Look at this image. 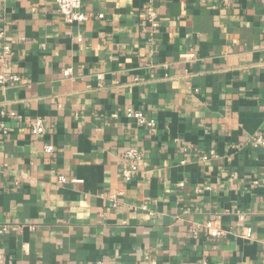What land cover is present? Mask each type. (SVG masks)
I'll return each instance as SVG.
<instances>
[{
  "label": "crops",
  "instance_id": "obj_1",
  "mask_svg": "<svg viewBox=\"0 0 264 264\" xmlns=\"http://www.w3.org/2000/svg\"><path fill=\"white\" fill-rule=\"evenodd\" d=\"M153 3L0 0L4 264H264V0Z\"/></svg>",
  "mask_w": 264,
  "mask_h": 264
},
{
  "label": "built area",
  "instance_id": "obj_2",
  "mask_svg": "<svg viewBox=\"0 0 264 264\" xmlns=\"http://www.w3.org/2000/svg\"><path fill=\"white\" fill-rule=\"evenodd\" d=\"M56 6L59 10V12L62 14L64 19L69 22V23H83L86 20H88L89 16L85 12L82 11V0H55ZM153 0H151V5L148 7L147 11V16L149 21L152 23L154 27L159 26V20L157 18V14L155 11V7L153 5ZM100 17H103L102 14L99 15ZM2 34V32H0ZM11 52V47L7 44H4L2 47V55L6 56ZM72 69L67 68L65 70V75H70ZM99 78H102V75L99 76ZM20 80V77L16 74H11V75H5L4 73L0 72V84L5 85L8 83H18ZM117 114H113V116H116ZM125 116L131 120L136 121L138 124L145 125L148 128H154L156 126V121L153 118H147L146 115L144 114L143 111L136 109L132 106H129L126 108L125 111ZM4 131H6V128L4 124H2ZM45 131V122L44 119L41 117L36 118L33 126H32V133L34 135H41ZM257 146L259 145H264V138L263 136H259L256 139V144ZM54 146L52 145H46L45 146V151L52 153L54 152ZM214 151H211V154H213ZM124 156L127 162V165L124 167L122 171V175L125 178V180L130 181L136 171L139 169V163L141 160V153L136 147H131L127 149L124 152ZM208 156H204V158H207ZM260 180L255 179L253 183L255 185L259 184ZM182 185V183H181ZM206 227L209 230V233L213 237L221 236L224 232L213 225V222H208L206 224ZM7 229V226H3V231ZM253 231L252 228H247L245 238L250 239L252 238ZM0 264H4V255L1 251L0 248Z\"/></svg>",
  "mask_w": 264,
  "mask_h": 264
}]
</instances>
